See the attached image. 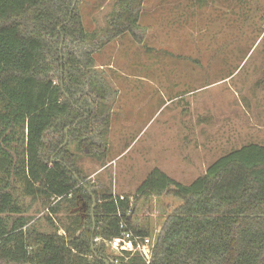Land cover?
<instances>
[{"label":"trees","instance_id":"16d2710c","mask_svg":"<svg viewBox=\"0 0 264 264\" xmlns=\"http://www.w3.org/2000/svg\"><path fill=\"white\" fill-rule=\"evenodd\" d=\"M134 1H119L127 15L116 26L137 28V14L129 20ZM95 39L79 18L77 0H0V264H264V145L228 152L188 185L153 170L133 196H99L92 189V220L79 173L46 157L69 165L67 148L59 146L64 130L85 116L82 95L93 66L91 52L79 60L73 51L60 65V48ZM87 117L68 132L80 152L95 148ZM50 135L57 140L45 143ZM17 190L44 199L50 217L66 203L68 223L59 227L47 219L49 231L30 225ZM164 196L180 204L154 235L151 224L138 222V204ZM121 231L152 240L149 263L138 252L116 255L105 246Z\"/></svg>","mask_w":264,"mask_h":264},{"label":"rangeland","instance_id":"374dc122","mask_svg":"<svg viewBox=\"0 0 264 264\" xmlns=\"http://www.w3.org/2000/svg\"><path fill=\"white\" fill-rule=\"evenodd\" d=\"M119 1L77 0L79 18L96 39L61 46L59 63L68 52L79 60L91 52L85 116L77 123L92 115L95 148L80 152L64 130L59 149L67 148L69 165L48 155L51 163L79 173L75 178L89 192L123 197L133 196L153 170L188 185L228 152L264 144V78H255L264 71V0H135L129 20L137 14V28L116 26L127 15ZM17 192L30 225L49 231L47 219L68 223L66 203L50 217L44 199ZM179 204L165 196L139 203L138 222L151 224L156 235Z\"/></svg>","mask_w":264,"mask_h":264},{"label":"built area","instance_id":"2783aa9c","mask_svg":"<svg viewBox=\"0 0 264 264\" xmlns=\"http://www.w3.org/2000/svg\"><path fill=\"white\" fill-rule=\"evenodd\" d=\"M120 228H124V223L120 224ZM99 241V239H95ZM105 246L116 255H123L125 253L138 252L141 257L149 263L151 260L152 253V240L148 237L139 238L133 236L129 231H121L120 235L109 241H104ZM135 243V246L133 244ZM116 263V261L114 260Z\"/></svg>","mask_w":264,"mask_h":264},{"label":"water","instance_id":"95a60500","mask_svg":"<svg viewBox=\"0 0 264 264\" xmlns=\"http://www.w3.org/2000/svg\"><path fill=\"white\" fill-rule=\"evenodd\" d=\"M76 124H77V121H76V123L72 126V128H67L66 130H65V132H67L68 130H71V129H74L75 127H76ZM88 193H89V195L91 196V199H92V208H91V217H92V220L94 221V214H93V211H94V208H95V206H96V199H95V197L88 191ZM93 242H94V237L92 236V238H91V250H92V253H93V255L95 256V252H94V247H93ZM98 260H100V259H98ZM102 261V260H101ZM104 264H110L108 261H102Z\"/></svg>","mask_w":264,"mask_h":264},{"label":"crops","instance_id":"0c3cea01","mask_svg":"<svg viewBox=\"0 0 264 264\" xmlns=\"http://www.w3.org/2000/svg\"><path fill=\"white\" fill-rule=\"evenodd\" d=\"M262 21H263V20H262ZM261 25H262V27H264V23H262ZM262 31H263V33H264V29H263ZM261 35H262V34H261ZM261 35L258 37V39H257L256 41H258V40L260 39ZM258 74H259V75H258ZM258 74L255 76V78H257V76L260 77V78H264V71L259 72ZM263 81H264V80H263ZM249 143H254V144L264 145V144H260V143H256V142H247L246 144H249ZM104 167H105V166H104Z\"/></svg>","mask_w":264,"mask_h":264}]
</instances>
